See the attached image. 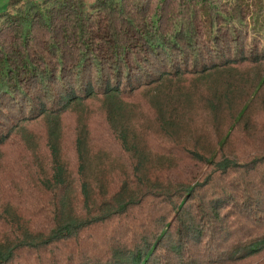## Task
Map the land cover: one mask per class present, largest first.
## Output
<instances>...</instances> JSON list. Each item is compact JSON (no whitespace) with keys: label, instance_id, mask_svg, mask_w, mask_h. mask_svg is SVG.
<instances>
[{"label":"trees","instance_id":"1","mask_svg":"<svg viewBox=\"0 0 264 264\" xmlns=\"http://www.w3.org/2000/svg\"><path fill=\"white\" fill-rule=\"evenodd\" d=\"M194 75L211 137L178 121ZM37 121L41 160L0 159V264H264V0H10L0 151ZM102 144L131 168L108 190Z\"/></svg>","mask_w":264,"mask_h":264},{"label":"rangeland","instance_id":"2","mask_svg":"<svg viewBox=\"0 0 264 264\" xmlns=\"http://www.w3.org/2000/svg\"><path fill=\"white\" fill-rule=\"evenodd\" d=\"M10 0H0V14L3 13L9 3ZM190 65V63H189ZM251 65L248 64L247 69H251ZM259 69V68H258ZM254 69L250 70L249 72H252ZM246 71V70H245ZM245 71H238L235 70V74H239V75H244ZM263 72V69L260 71V73ZM188 83L184 84V87L187 90V95L188 97H191L193 100H190L189 102H186V104L184 105V107L182 109H180L177 113V115L179 116L178 121L180 122L181 125V129L183 131V134L186 135V137L188 136L189 132H192L195 129V125L196 123H201L202 128H205L206 130L209 131V135H212V130L210 129V125H209V120H208V116L207 113L205 112V110L203 109L200 100L198 101L197 99H201L202 96L204 97L205 95V91L207 90V86L208 83L202 80H199L200 77H198L197 75L194 76H188ZM196 86H195V85ZM141 90L137 91V93H141ZM124 94L126 95V93L124 92ZM143 94H141V97ZM134 97V95L132 96ZM128 102H131L129 98H127ZM101 102V99L97 98L91 102H88L85 104V106H83L84 108L81 109H77V108H72L69 112V114H67L64 119H63V124L65 126V128L70 129L74 126V124L77 121V118L79 119V113H76L77 111H82L80 116L83 114L88 113V115L90 113H94L97 112V110H99V103ZM129 104H133L132 102ZM136 104H133V108L137 109V107H135ZM258 107H256L255 110L258 111ZM74 112L76 113V115L74 114ZM71 113V114H70ZM137 113V112H136ZM8 116V115H7ZM5 116V117H7ZM17 117H12L11 119H16ZM88 120V122L90 123V127H92L91 121H94L93 116H90ZM231 118L228 117H223L222 122L220 124L219 127V134H224L225 131L229 128L231 121ZM129 123H133L132 120L128 121ZM24 126V125H23ZM26 131H23V129L21 131H19V133L17 132L16 137H14V141L11 142L12 144L9 146H6V148L2 151H0V159L3 161L4 163V171L1 173L2 176L5 179H10V175H9V170L8 167H10L11 165V161L12 162H17L20 163V161L25 162L24 158L22 157V155L20 154V148L21 149H25L29 155H31L30 158H26L27 160H29V162H32V160H35V158L41 157L42 153L38 154L37 152H39L41 150V148L44 146V134H43V124L41 122H29V125H27L25 127ZM210 135V137H211ZM19 137V138H17ZM13 140V138H12ZM190 140V139H187ZM210 140V139H209ZM168 145V144H167ZM166 143L165 146L167 147ZM107 144H102V146L100 147H93V152L98 154L99 157L103 158V161L106 165V168L104 170H109V169H118L120 170V173L117 174V176H112V178L109 177V172L107 171V173L105 174V189L108 190V188L110 187V185L114 184L112 181L115 182H119L122 181V176H127L129 177L130 174V170H129V164L126 162V160L123 158V156L118 155L116 153L115 150L116 147L115 145L112 146L113 150L110 149V151L108 152L109 155L104 153V149L107 147ZM162 146L161 145H153L151 146V148L149 147V145H146V153H154L156 150H159ZM169 147V146H168ZM236 151V153L239 154H246L249 153V150L247 148H245L244 146L241 145H237L236 147H234L233 151ZM242 151V153L240 152ZM104 157H103V156ZM69 158V154L67 153V158ZM159 157L157 156V158H155V156H151V164L153 166L154 162H158L155 161L156 159H158ZM174 159V158H172ZM170 159V161L172 160ZM38 160H41V158H38ZM163 161L160 164H155L154 166H158L160 168L161 164H165L166 160L165 158L162 159ZM70 162V161H69ZM28 164V163H26ZM122 166H120V165ZM148 170V169H147ZM150 171V170H148ZM173 175V172L172 174ZM102 176V172L100 174V178ZM170 176V175H169ZM168 176V177H169ZM114 177V178H113ZM126 177V178H127ZM126 179H124L125 181ZM118 182L116 184H118ZM111 183V184H110ZM109 184V185H108ZM6 187V186H4Z\"/></svg>","mask_w":264,"mask_h":264}]
</instances>
